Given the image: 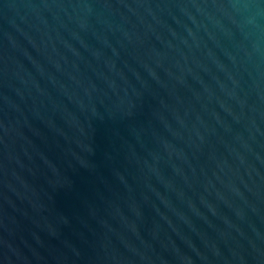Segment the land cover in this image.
Instances as JSON below:
<instances>
[{
    "label": "water",
    "instance_id": "95a60500",
    "mask_svg": "<svg viewBox=\"0 0 264 264\" xmlns=\"http://www.w3.org/2000/svg\"><path fill=\"white\" fill-rule=\"evenodd\" d=\"M0 264H264V0H0Z\"/></svg>",
    "mask_w": 264,
    "mask_h": 264
}]
</instances>
